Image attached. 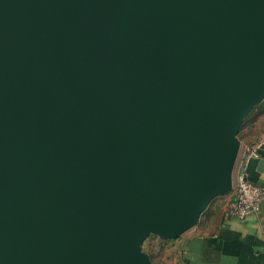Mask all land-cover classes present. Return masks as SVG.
<instances>
[{
    "label": "water",
    "instance_id": "water-1",
    "mask_svg": "<svg viewBox=\"0 0 264 264\" xmlns=\"http://www.w3.org/2000/svg\"><path fill=\"white\" fill-rule=\"evenodd\" d=\"M263 101L264 0H0V264H165Z\"/></svg>",
    "mask_w": 264,
    "mask_h": 264
},
{
    "label": "crops",
    "instance_id": "crops-1",
    "mask_svg": "<svg viewBox=\"0 0 264 264\" xmlns=\"http://www.w3.org/2000/svg\"><path fill=\"white\" fill-rule=\"evenodd\" d=\"M253 148L259 159L245 166L243 156L237 174L244 170L249 181L264 187V172L258 171V162L264 159V134ZM221 197L207 215L200 216L197 232L185 239V264H264V201L257 215L238 221L226 213L233 190Z\"/></svg>",
    "mask_w": 264,
    "mask_h": 264
},
{
    "label": "rangeland",
    "instance_id": "rangeland-1",
    "mask_svg": "<svg viewBox=\"0 0 264 264\" xmlns=\"http://www.w3.org/2000/svg\"><path fill=\"white\" fill-rule=\"evenodd\" d=\"M257 114L258 112H253L251 115V118L254 119V117L257 116ZM257 119L258 120L252 131L253 137L260 136L259 134L264 127V115ZM249 134H250L249 132L245 131V132H242L240 135H237V138L240 142V150H239L238 158L236 161V165L234 167V172H233L234 178H236L237 176L239 162L245 154V150L247 148V142L249 141V137H248ZM218 198L217 199L215 198L216 200L209 206V208H212L214 204L218 203V201L221 199V198L219 199ZM209 211L210 209L208 210L207 214L209 213ZM197 226L198 224L194 228H192L190 231L185 233L183 236L178 238L177 240L164 241V240L159 239L156 236H149L143 242L142 250L149 256L150 260L154 263L185 264L186 260L182 253V245L184 244L185 239L187 237H190V235H193L194 233L197 232Z\"/></svg>",
    "mask_w": 264,
    "mask_h": 264
},
{
    "label": "built area",
    "instance_id": "built-area-1",
    "mask_svg": "<svg viewBox=\"0 0 264 264\" xmlns=\"http://www.w3.org/2000/svg\"><path fill=\"white\" fill-rule=\"evenodd\" d=\"M256 148H246L244 154V165L252 159H259ZM244 168V167H243ZM233 181V197L226 207L229 217L238 221L257 215L264 201V187L249 181L245 171H240Z\"/></svg>",
    "mask_w": 264,
    "mask_h": 264
},
{
    "label": "trees",
    "instance_id": "trees-1",
    "mask_svg": "<svg viewBox=\"0 0 264 264\" xmlns=\"http://www.w3.org/2000/svg\"><path fill=\"white\" fill-rule=\"evenodd\" d=\"M253 112H258L257 116L254 117V119L251 118V115ZM264 115V102L257 106L256 108H254L246 117V119L243 121V123L241 124L240 126V129H239V132H238V135H240L242 132H249V141L247 142V148H253L255 145H257L261 138H262V135L264 134V127L262 129V131L260 132V136H254L253 137V134H252V131L254 129V126L257 122V118L261 117ZM252 119V120H251ZM259 154V153H258ZM260 156V155H259ZM219 198H222V197H219ZM218 198V199H219ZM217 199V198H216ZM212 200L209 205L207 206V208L205 209V211L202 213L201 217L206 215L208 210L210 209L209 206L216 200Z\"/></svg>",
    "mask_w": 264,
    "mask_h": 264
}]
</instances>
